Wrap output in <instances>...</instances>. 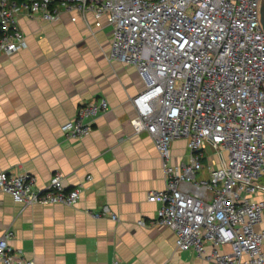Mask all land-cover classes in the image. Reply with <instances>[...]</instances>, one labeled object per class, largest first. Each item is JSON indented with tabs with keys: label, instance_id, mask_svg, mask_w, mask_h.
Instances as JSON below:
<instances>
[{
	"label": "built area",
	"instance_id": "1",
	"mask_svg": "<svg viewBox=\"0 0 264 264\" xmlns=\"http://www.w3.org/2000/svg\"><path fill=\"white\" fill-rule=\"evenodd\" d=\"M261 1L0 0V54L27 47L21 17L54 23L64 13L76 21L90 12L95 27L111 28L110 59L133 66L142 84L129 97L136 132L152 137L162 159L165 187L148 193L160 202L156 222L175 232L176 249H193L215 264H264V231L255 229L264 201L252 199L264 191ZM107 109L104 97L83 103L60 130L79 140ZM181 138L188 160L174 165L171 142ZM209 146L214 159L205 166ZM82 186L67 189L58 172L39 187L30 173L0 171V193L21 209L74 205ZM12 236L9 227L0 233V262L34 264L15 254Z\"/></svg>",
	"mask_w": 264,
	"mask_h": 264
},
{
	"label": "crops",
	"instance_id": "2",
	"mask_svg": "<svg viewBox=\"0 0 264 264\" xmlns=\"http://www.w3.org/2000/svg\"><path fill=\"white\" fill-rule=\"evenodd\" d=\"M19 23L27 47L0 54V171L30 173L39 187L58 172L67 189L83 186L71 206L21 209L0 193V233L12 230L15 254L34 264H215L176 249L175 232L156 222L160 202L148 193L165 187L162 159L152 137L136 132L129 97L142 84L133 66L110 59L111 28L95 27L90 12L76 21L64 13L54 23ZM98 97L108 109L92 131L66 138L60 126ZM170 153L172 164L187 162L186 139L172 141ZM206 156L205 166L214 159ZM252 199L264 201V191ZM255 229L264 231V211Z\"/></svg>",
	"mask_w": 264,
	"mask_h": 264
},
{
	"label": "water",
	"instance_id": "3",
	"mask_svg": "<svg viewBox=\"0 0 264 264\" xmlns=\"http://www.w3.org/2000/svg\"><path fill=\"white\" fill-rule=\"evenodd\" d=\"M260 19H261V24L264 29V0L261 1V7H260Z\"/></svg>",
	"mask_w": 264,
	"mask_h": 264
},
{
	"label": "rangeland",
	"instance_id": "4",
	"mask_svg": "<svg viewBox=\"0 0 264 264\" xmlns=\"http://www.w3.org/2000/svg\"><path fill=\"white\" fill-rule=\"evenodd\" d=\"M206 153H207L208 155L212 154V153H213V149L209 146V147L206 149ZM202 175H204V171H202L201 173H198L196 179L198 180Z\"/></svg>",
	"mask_w": 264,
	"mask_h": 264
}]
</instances>
